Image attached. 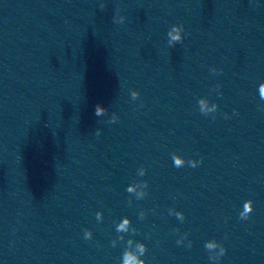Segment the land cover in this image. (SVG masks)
<instances>
[{
    "label": "clouds",
    "instance_id": "clouds-1",
    "mask_svg": "<svg viewBox=\"0 0 264 264\" xmlns=\"http://www.w3.org/2000/svg\"><path fill=\"white\" fill-rule=\"evenodd\" d=\"M175 31V29H174ZM171 35V33H170ZM172 39L173 40H179L180 39V36H179V33L177 32L176 35L172 36ZM261 96L264 97V86H261ZM200 104H201V113H204L206 114L208 111H215L216 110V105H213V107L211 109H208L207 108V105L205 104V102L203 100L200 101ZM102 109L100 108V104L98 103L96 106H95V115H99L101 113ZM226 118H227V114H225ZM96 136L99 137L100 136V132L99 131H96ZM173 159H174V166L176 168H180L183 164H184V161L183 159H181L180 156H177L175 154H173ZM203 162V160H199V161H192L190 162L191 163V167L192 168H196L198 167L201 163ZM133 189L132 188H129L128 191H132ZM254 211V208H253V201L251 199L247 200L245 203H244V211L240 214V219H243V220H247L249 217H250V214ZM97 218L99 219V213L97 214ZM129 224V220L127 218H125L123 220V223H121L119 226H118V231H126L127 230V226ZM92 236V233L90 231H85V239H90ZM216 245L215 244H207L206 247L207 248H213L215 247ZM140 250H141V253L144 252V245H140ZM227 249L225 247H222L221 248V255H225ZM124 264H144L143 261H139L137 259V257L135 255H133L131 252H125L124 254Z\"/></svg>",
    "mask_w": 264,
    "mask_h": 264
}]
</instances>
